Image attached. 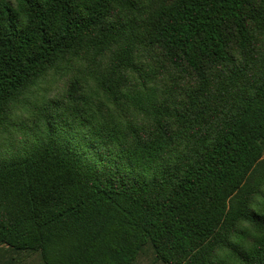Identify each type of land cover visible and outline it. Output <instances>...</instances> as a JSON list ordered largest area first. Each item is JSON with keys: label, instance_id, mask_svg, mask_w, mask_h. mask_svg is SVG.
Segmentation results:
<instances>
[{"label": "trees", "instance_id": "16d2710c", "mask_svg": "<svg viewBox=\"0 0 264 264\" xmlns=\"http://www.w3.org/2000/svg\"><path fill=\"white\" fill-rule=\"evenodd\" d=\"M136 7V0H0V118L48 69L92 45L102 49L125 39L115 66L143 76L132 54L136 34H125L131 23L110 20L118 8ZM249 14L264 31V0H173L152 15V39L174 65L198 72L207 90L206 67L236 60L229 27L241 53H251ZM248 66L245 59L225 81L226 98ZM116 82L101 81L113 97ZM129 98L145 109L154 94L139 91ZM231 100L215 129L200 125L188 151L162 168L153 164L174 138L162 124L158 135L138 137L120 153L136 170L128 180L108 174L51 132L33 153L0 161V244L38 249L45 264H130L147 239L170 264H221V249L240 264H264V214L243 194L264 155V63L252 86ZM192 102L199 122L209 103ZM175 115L180 123L189 117L180 110ZM242 222L263 232L247 252L233 241L246 238L238 228Z\"/></svg>", "mask_w": 264, "mask_h": 264}, {"label": "rangeland", "instance_id": "374dc122", "mask_svg": "<svg viewBox=\"0 0 264 264\" xmlns=\"http://www.w3.org/2000/svg\"><path fill=\"white\" fill-rule=\"evenodd\" d=\"M9 1L16 4V0ZM171 1L136 0V8H118L110 16V20L121 18L131 23L132 28L125 34L126 37L129 33L136 34L132 54L145 69L143 76L129 66H115V57L125 45V39L102 49L92 45L77 56L67 55L10 103L0 118V161L33 153L50 139L51 132L77 152L85 153L91 163L108 174H119L120 178L128 180L136 170L120 153L132 149L138 137L146 139L158 135L162 124L174 138L162 157L153 164V168H162L179 153L188 151L191 136L199 131L200 125H211L215 129L229 111L231 97L240 90H248L263 67L264 31L259 30L253 15L249 14L248 25L254 36L251 53L244 56L235 29L229 27L226 30L230 37L229 49L236 60L228 65L216 62L206 67L210 84L207 90H203L199 73L185 65H174L152 39L151 27L156 21L152 15L163 3ZM245 59L250 66L236 78L235 86L226 98L222 86ZM103 79L117 81L115 97L103 88ZM139 91L154 94L145 109L137 107L129 98ZM193 99H207L209 103L199 122L193 120L197 107ZM176 110L189 114L185 123L177 120ZM111 133L117 134L116 141L105 139ZM243 194L250 200L252 208L264 214V155L244 185ZM238 228L246 238L233 237V241L244 252L263 234L247 222L240 223ZM218 259L221 264H240L238 256L225 249L218 251ZM0 264H45V261L38 249L15 248L2 243ZM130 264L170 263L159 256L153 241L147 239Z\"/></svg>", "mask_w": 264, "mask_h": 264}]
</instances>
